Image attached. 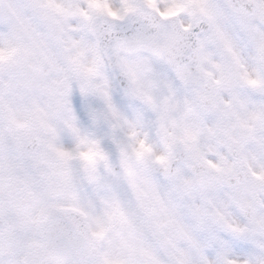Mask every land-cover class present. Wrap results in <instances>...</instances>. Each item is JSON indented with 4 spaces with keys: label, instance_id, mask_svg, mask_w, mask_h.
I'll use <instances>...</instances> for the list:
<instances>
[{
    "label": "clouds",
    "instance_id": "obj_1",
    "mask_svg": "<svg viewBox=\"0 0 264 264\" xmlns=\"http://www.w3.org/2000/svg\"><path fill=\"white\" fill-rule=\"evenodd\" d=\"M0 264H264V0H0Z\"/></svg>",
    "mask_w": 264,
    "mask_h": 264
}]
</instances>
